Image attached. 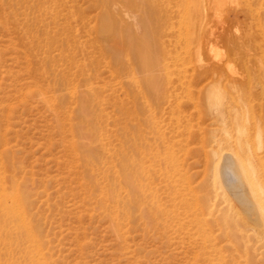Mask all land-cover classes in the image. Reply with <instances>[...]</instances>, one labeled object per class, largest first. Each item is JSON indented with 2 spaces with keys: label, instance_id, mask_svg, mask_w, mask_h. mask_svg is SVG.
Listing matches in <instances>:
<instances>
[{
  "label": "rangeland",
  "instance_id": "obj_1",
  "mask_svg": "<svg viewBox=\"0 0 264 264\" xmlns=\"http://www.w3.org/2000/svg\"><path fill=\"white\" fill-rule=\"evenodd\" d=\"M263 124L264 0H0V264H264Z\"/></svg>",
  "mask_w": 264,
  "mask_h": 264
},
{
  "label": "bare ground",
  "instance_id": "obj_2",
  "mask_svg": "<svg viewBox=\"0 0 264 264\" xmlns=\"http://www.w3.org/2000/svg\"><path fill=\"white\" fill-rule=\"evenodd\" d=\"M214 89L215 90L212 92L213 93L212 96L214 97L215 105L220 106L224 99V95L222 92H220L217 86ZM225 150H230V149H225ZM221 154L220 156L222 157ZM224 155L225 156L228 155V156L223 157L225 158V162L223 165L224 166L223 167V177L225 178L224 179L225 183L228 184V186L231 188L230 190H232L235 195V196L233 195L235 197L233 201H235L236 203L235 204L236 207L234 206L235 207L234 209L237 208V212L240 215V219H242V221H245L246 224L252 225L253 229H258V233L264 236V181H261V182L254 181L252 179L253 177L252 172L248 170L249 165L247 164L248 165L247 167L246 164L244 165L242 162L240 163V161L235 156H233L231 152L227 153L226 151ZM11 199H12L13 204L16 206H18L19 204L20 205L22 204V200L20 196L17 195L16 193H11ZM7 224H9V222ZM5 226H6V222L3 228ZM1 228L2 227L0 225V232H1ZM11 240L12 239H10V242ZM24 255L26 259L28 260L29 258V261H30V255L27 251L25 252ZM25 260L23 261L24 263H25Z\"/></svg>",
  "mask_w": 264,
  "mask_h": 264
}]
</instances>
